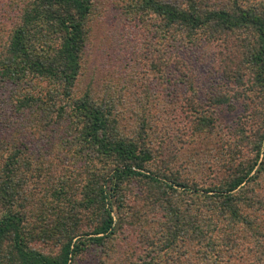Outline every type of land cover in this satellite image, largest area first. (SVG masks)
Segmentation results:
<instances>
[{"label": "trees", "instance_id": "16d2710c", "mask_svg": "<svg viewBox=\"0 0 264 264\" xmlns=\"http://www.w3.org/2000/svg\"><path fill=\"white\" fill-rule=\"evenodd\" d=\"M96 1L2 7L0 264H264V0H117L109 104Z\"/></svg>", "mask_w": 264, "mask_h": 264}, {"label": "rangeland", "instance_id": "374dc122", "mask_svg": "<svg viewBox=\"0 0 264 264\" xmlns=\"http://www.w3.org/2000/svg\"><path fill=\"white\" fill-rule=\"evenodd\" d=\"M7 1L0 0V29L2 30L6 29V19L1 11ZM96 2L97 8L100 7V9H98V14L93 18L84 71L78 80L76 89L92 88L96 91L103 89L105 85H115L119 89L120 81L125 75L120 55H128V51H131V49H127V45L122 44L121 37L118 34V29L120 28L118 26L121 25V22L119 19L120 13L116 8L117 0H97ZM94 95L99 97L103 104H109L107 102L109 95L102 94V92L98 93L97 91ZM239 111L236 110L235 113L223 111L220 117L225 122L230 123L233 116L238 114ZM177 114L181 115V112L179 111ZM130 121L131 118H126L122 122L127 133L132 127ZM65 136L66 134L61 132L58 138L65 139ZM45 170L47 171V168ZM48 171V178L46 179L51 181V177L56 176V173L53 175V170L48 169Z\"/></svg>", "mask_w": 264, "mask_h": 264}]
</instances>
